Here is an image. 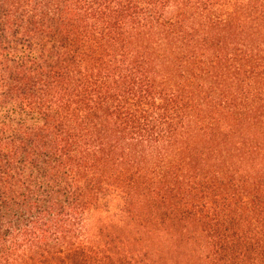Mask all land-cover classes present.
<instances>
[{"label": "trees", "instance_id": "obj_1", "mask_svg": "<svg viewBox=\"0 0 264 264\" xmlns=\"http://www.w3.org/2000/svg\"><path fill=\"white\" fill-rule=\"evenodd\" d=\"M0 264H264V0H0Z\"/></svg>", "mask_w": 264, "mask_h": 264}, {"label": "rangeland", "instance_id": "obj_2", "mask_svg": "<svg viewBox=\"0 0 264 264\" xmlns=\"http://www.w3.org/2000/svg\"><path fill=\"white\" fill-rule=\"evenodd\" d=\"M122 202L119 196H113L108 203L102 208H95L90 210L86 215L85 221V238H88L89 241L98 243L97 241V231L99 224L108 220L115 213L119 211Z\"/></svg>", "mask_w": 264, "mask_h": 264}]
</instances>
